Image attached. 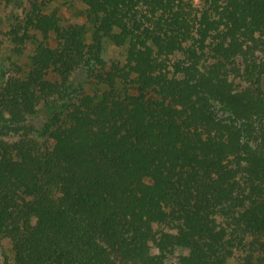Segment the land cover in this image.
Segmentation results:
<instances>
[{
  "label": "trees",
  "instance_id": "1",
  "mask_svg": "<svg viewBox=\"0 0 264 264\" xmlns=\"http://www.w3.org/2000/svg\"><path fill=\"white\" fill-rule=\"evenodd\" d=\"M77 1L85 21L49 0L9 17L13 51L34 49L0 85V246L14 264H264V0Z\"/></svg>",
  "mask_w": 264,
  "mask_h": 264
},
{
  "label": "rangeland",
  "instance_id": "2",
  "mask_svg": "<svg viewBox=\"0 0 264 264\" xmlns=\"http://www.w3.org/2000/svg\"><path fill=\"white\" fill-rule=\"evenodd\" d=\"M19 7L8 6L0 3V85L10 76L19 73L20 70H28V60L34 47L28 43L22 55H18L13 51V43L7 38L6 32L9 28V17L16 13L24 15L30 7L29 0H23ZM196 5L201 4V0H194ZM84 4L77 0H49L47 9L48 11L56 10L62 19V24L66 25L73 18H78L85 21V16L82 13ZM90 37V36H89ZM88 37V41H89ZM103 57L108 61L124 62L126 58V48L117 47L105 40ZM76 82H83L82 77L78 75L75 79ZM237 82H240L239 80ZM245 83L241 82V86L245 87ZM261 85L264 89V75L262 76ZM86 89L90 91V86L86 85ZM46 119L45 111L42 106L39 107L34 121L42 124ZM246 253L242 250L236 249L234 254L228 258L225 264H241ZM0 264H14L13 254L7 247L0 246Z\"/></svg>",
  "mask_w": 264,
  "mask_h": 264
}]
</instances>
